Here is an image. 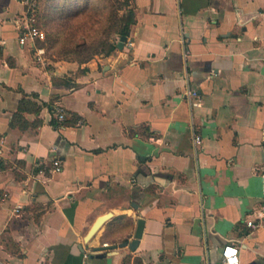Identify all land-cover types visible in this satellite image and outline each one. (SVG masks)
<instances>
[{"label":"crops","instance_id":"1","mask_svg":"<svg viewBox=\"0 0 264 264\" xmlns=\"http://www.w3.org/2000/svg\"><path fill=\"white\" fill-rule=\"evenodd\" d=\"M131 5L132 45L79 73L45 68L19 42L23 0H0V264H213L227 243L264 264V216L246 223L264 205V0ZM23 98L41 105L26 129L9 124Z\"/></svg>","mask_w":264,"mask_h":264},{"label":"rangeland","instance_id":"2","mask_svg":"<svg viewBox=\"0 0 264 264\" xmlns=\"http://www.w3.org/2000/svg\"><path fill=\"white\" fill-rule=\"evenodd\" d=\"M123 0H38L37 22L45 32L43 65L55 69L61 63H78L77 72L84 70L80 61L106 52L118 36V17L123 14ZM39 13V15H38ZM62 60L63 62L57 63ZM42 65V64H41ZM72 77L63 74L53 79Z\"/></svg>","mask_w":264,"mask_h":264},{"label":"built area","instance_id":"3","mask_svg":"<svg viewBox=\"0 0 264 264\" xmlns=\"http://www.w3.org/2000/svg\"><path fill=\"white\" fill-rule=\"evenodd\" d=\"M26 8L23 14V20L21 22V29L19 31V42L21 44H25L26 42L33 47L36 58L38 60L42 59V55L44 53V47L38 45V43L45 40V32L40 27L37 22V12H38V0H23ZM2 41L0 40V46L2 45ZM126 45H132V42L127 40L125 41ZM262 63L264 64V57L262 58ZM56 116L57 119L62 120L64 118V111L63 109L58 106L56 108ZM196 141H199V137H196ZM0 149H1V140H0ZM51 171L58 172L62 168L61 160L59 158H54L51 160ZM22 209V206L17 204L13 208V213L17 214ZM264 216V205L262 206L261 216L258 217L257 220L255 219H247V225L251 227H256L262 223V219ZM86 258V254H84ZM82 264H88L84 261ZM213 264H239V250L238 247L233 243L224 244L221 249V256L220 259Z\"/></svg>","mask_w":264,"mask_h":264},{"label":"trees","instance_id":"4","mask_svg":"<svg viewBox=\"0 0 264 264\" xmlns=\"http://www.w3.org/2000/svg\"><path fill=\"white\" fill-rule=\"evenodd\" d=\"M133 0H123L120 7L124 8L123 14H121L118 19V24L116 26L115 33L117 36L127 35L130 29L131 24L135 21V13L134 7L131 5ZM46 36V35H45ZM116 47V42L112 41L109 44V49H113ZM80 62H84L80 61ZM41 108V105L37 102H33L30 99L23 98L19 101L17 110L13 113L9 124L11 126H17L20 129H26L30 122L26 120L23 113L33 111L38 113Z\"/></svg>","mask_w":264,"mask_h":264},{"label":"water","instance_id":"5","mask_svg":"<svg viewBox=\"0 0 264 264\" xmlns=\"http://www.w3.org/2000/svg\"><path fill=\"white\" fill-rule=\"evenodd\" d=\"M127 39V35H121L119 37V40L117 41V46L119 48H121L125 42V40ZM99 220L96 222V224L94 225V227L99 223ZM140 230H141V220L138 222V225H137V228H136V231H135V234H134V237L132 238V240L130 241L129 243V248L130 249H134L135 246L137 245V242H138V237L140 236Z\"/></svg>","mask_w":264,"mask_h":264}]
</instances>
